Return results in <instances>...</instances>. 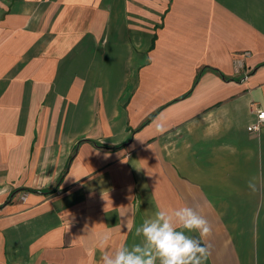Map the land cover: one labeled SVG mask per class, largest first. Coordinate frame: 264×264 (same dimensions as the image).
<instances>
[{"label":"crops","instance_id":"obj_1","mask_svg":"<svg viewBox=\"0 0 264 264\" xmlns=\"http://www.w3.org/2000/svg\"><path fill=\"white\" fill-rule=\"evenodd\" d=\"M257 108L264 0H0V264H102L183 206L205 264H264Z\"/></svg>","mask_w":264,"mask_h":264},{"label":"clouds","instance_id":"obj_2","mask_svg":"<svg viewBox=\"0 0 264 264\" xmlns=\"http://www.w3.org/2000/svg\"><path fill=\"white\" fill-rule=\"evenodd\" d=\"M259 122L264 123V111L259 113ZM254 127L258 130L259 124ZM157 130L163 132L164 128L157 125ZM126 228H135L139 242L121 245L110 253L105 251L102 264H205L210 255L206 240L212 235V226L192 207L158 208L139 226L128 223ZM110 240V231L101 234L97 247L106 249Z\"/></svg>","mask_w":264,"mask_h":264},{"label":"built area","instance_id":"obj_3","mask_svg":"<svg viewBox=\"0 0 264 264\" xmlns=\"http://www.w3.org/2000/svg\"><path fill=\"white\" fill-rule=\"evenodd\" d=\"M261 111H264V109H261V108H257V109H256V111H255L256 121H255L252 125H250V126L247 127V131H249V132H253V133H257V132H259L262 128H264V123H260V122H259V113H260ZM257 124H259V128H258V130H257L256 127H254V125H257Z\"/></svg>","mask_w":264,"mask_h":264},{"label":"trees","instance_id":"obj_4","mask_svg":"<svg viewBox=\"0 0 264 264\" xmlns=\"http://www.w3.org/2000/svg\"><path fill=\"white\" fill-rule=\"evenodd\" d=\"M222 77V75H220Z\"/></svg>","mask_w":264,"mask_h":264}]
</instances>
